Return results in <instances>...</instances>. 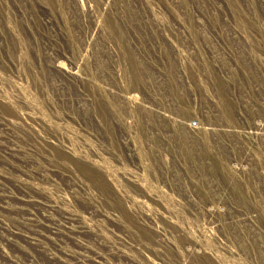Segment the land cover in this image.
Segmentation results:
<instances>
[{
	"label": "rangeland",
	"instance_id": "374dc122",
	"mask_svg": "<svg viewBox=\"0 0 264 264\" xmlns=\"http://www.w3.org/2000/svg\"><path fill=\"white\" fill-rule=\"evenodd\" d=\"M0 264H264V0H0Z\"/></svg>",
	"mask_w": 264,
	"mask_h": 264
},
{
	"label": "built area",
	"instance_id": "2783aa9c",
	"mask_svg": "<svg viewBox=\"0 0 264 264\" xmlns=\"http://www.w3.org/2000/svg\"><path fill=\"white\" fill-rule=\"evenodd\" d=\"M2 249L0 248V251H1ZM11 264H12V262H11Z\"/></svg>",
	"mask_w": 264,
	"mask_h": 264
}]
</instances>
